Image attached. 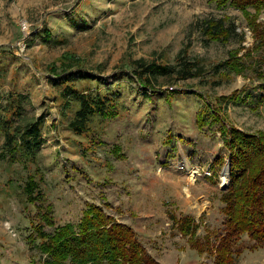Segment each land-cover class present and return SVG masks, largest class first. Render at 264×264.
Here are the masks:
<instances>
[{
    "label": "rangeland",
    "instance_id": "1",
    "mask_svg": "<svg viewBox=\"0 0 264 264\" xmlns=\"http://www.w3.org/2000/svg\"><path fill=\"white\" fill-rule=\"evenodd\" d=\"M226 17L237 33L208 38L204 20ZM253 44L230 0H0V109L16 91L28 96V119L44 116L36 162L0 160V264H44L36 225L50 233L78 226L89 204L130 225L161 264H214L190 247L174 217L192 216L200 238L224 233L231 163L221 128L264 131V50ZM232 50H240L241 71L224 64ZM179 54L199 60L203 75L159 78L153 91L131 71L134 59L174 64ZM71 62L81 67L51 72ZM65 75L114 104L83 135L69 126L77 104L60 98ZM86 76L90 83L79 80ZM30 177L38 183L33 202ZM252 243L243 237L238 264H264V246Z\"/></svg>",
    "mask_w": 264,
    "mask_h": 264
},
{
    "label": "trees",
    "instance_id": "2",
    "mask_svg": "<svg viewBox=\"0 0 264 264\" xmlns=\"http://www.w3.org/2000/svg\"><path fill=\"white\" fill-rule=\"evenodd\" d=\"M218 1L222 6L229 0ZM230 1L242 11L247 20L254 37L253 48L264 50V20H258L264 11V0ZM250 7L254 12L249 10ZM228 19H205L204 33L210 39L227 41L237 33L235 22L226 26ZM239 52L230 51V58L224 61L225 65L232 66L236 71L242 69L237 61ZM247 53H251V49ZM261 59L264 61V55ZM130 65L140 85L153 91H156L159 78L174 82L199 77L204 73L199 60L189 59L186 54H179L174 64L139 58L130 61ZM79 67L81 65L74 66L72 62L68 65L62 63L59 67L53 65L51 72L61 76ZM263 68L262 65L261 74H264ZM70 77L65 75L60 81L64 86L60 98L65 107H69L72 102L77 104L78 109L69 126L75 133L83 135L91 131V119L96 114L107 117L112 112H109L110 106L113 108L114 104L109 95H95L92 86L80 89L76 81L70 82ZM79 80L90 83L89 76ZM4 100L0 109V132L4 135L0 160L35 163L43 143L44 116L34 119L26 117L28 96L22 93L10 92ZM213 110L219 117L217 120H223L216 108ZM221 129L231 163L230 183L222 195L224 233L215 240L209 232L200 238L197 236L199 223L192 216L174 217V221L178 223L182 235L192 240L190 247L200 254L212 255L214 264H238L242 254L239 246L245 235L253 241L251 249L264 246V131L251 133L226 124ZM223 159L219 160L222 165ZM30 178L25 192L33 202L38 198V183L33 177ZM36 228L43 239L40 248L46 254L44 264H161L148 252L130 225L116 221L96 204L87 206L78 226L67 223L57 226L51 233L40 229L38 225Z\"/></svg>",
    "mask_w": 264,
    "mask_h": 264
},
{
    "label": "water",
    "instance_id": "3",
    "mask_svg": "<svg viewBox=\"0 0 264 264\" xmlns=\"http://www.w3.org/2000/svg\"><path fill=\"white\" fill-rule=\"evenodd\" d=\"M229 169H230V164L227 163L226 168H225V171L228 172V177L230 179Z\"/></svg>",
    "mask_w": 264,
    "mask_h": 264
},
{
    "label": "bare ground",
    "instance_id": "4",
    "mask_svg": "<svg viewBox=\"0 0 264 264\" xmlns=\"http://www.w3.org/2000/svg\"><path fill=\"white\" fill-rule=\"evenodd\" d=\"M223 181H225V178L223 177V179H222ZM227 184V183H226ZM225 185V184H224Z\"/></svg>",
    "mask_w": 264,
    "mask_h": 264
}]
</instances>
